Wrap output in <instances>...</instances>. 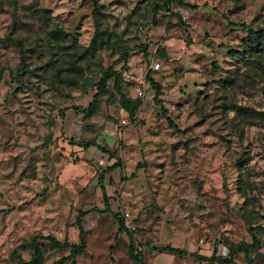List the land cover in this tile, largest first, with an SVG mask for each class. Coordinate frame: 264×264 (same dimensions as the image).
Segmentation results:
<instances>
[{"label": "rangeland", "instance_id": "rangeland-1", "mask_svg": "<svg viewBox=\"0 0 264 264\" xmlns=\"http://www.w3.org/2000/svg\"><path fill=\"white\" fill-rule=\"evenodd\" d=\"M183 1L0 0V264H264V0Z\"/></svg>", "mask_w": 264, "mask_h": 264}, {"label": "trees", "instance_id": "trees-1", "mask_svg": "<svg viewBox=\"0 0 264 264\" xmlns=\"http://www.w3.org/2000/svg\"><path fill=\"white\" fill-rule=\"evenodd\" d=\"M162 3H160L159 5H157L154 9H153V13H154V21L157 19V16L159 13L161 12H170L169 11V7L171 4L176 3L178 6L181 7H189V5H187L186 3H184L183 0H161ZM260 38H264V29L262 30H258L255 33H252V37H250V39L244 41L243 43V50L242 53H239V51H234L231 50L229 51V57H233V58H237V57H241L244 59V61H247V64L249 63L250 59L253 57V48L254 46L260 45ZM20 48L22 49V44H19ZM21 54L23 55V49L21 51ZM249 65V64H248ZM247 66V65H246ZM107 77V75H106ZM232 80H234L233 78H228L227 82H231ZM148 81L149 83L152 85V87L155 89L156 91V101L159 102V96L162 95V87L156 83L151 77L148 76ZM105 83H106V78L104 79V81H102L99 85V91L98 93L95 95L93 102L90 104V106L87 109H83V108H79V107H73V109H75L77 112H82L84 114H90V112L93 110L94 108V104L95 102L98 100L99 98V94L105 89ZM133 104L134 107L137 108L138 107V103H136V100H133ZM129 109V108H128ZM63 112V111H62ZM132 115H134V111L131 112ZM95 146L94 144H87V145H83V147L85 149H88L90 147ZM118 168L117 165L111 167L108 171L112 172L114 170H116ZM100 184L102 187V190L104 192V194L106 195V190L105 187L103 185V178H100ZM107 212L109 211V208L107 209ZM86 214H80L77 224L80 228V241L81 243L78 245H70L68 243H61L59 241H57L56 239L49 237V240L57 247L60 248H69L71 249V257H74L76 255L82 254L85 252V233L82 229L81 226V220L83 217H85ZM114 217L116 218V220L118 221V223L121 225V229L125 230L129 240H130V244H129V257L134 261L135 264H147L142 256V253L139 252L138 247L135 243L134 237L132 235V233L130 231H128L127 229H124V223L122 222L121 218L118 215H114ZM37 240V239H36ZM35 247V254L33 257V261L30 264H35L36 262H38L39 260V255L41 254V250L39 248V246L37 245V243L34 245ZM247 245H241L238 246L232 253V256H236L239 253L242 252H247L245 247ZM249 247V246H247ZM163 252L166 253H170L173 255H176L178 257H186L188 256V253L184 250L181 249H174L172 247H166L164 249H162ZM199 262L201 263H210V264H214L217 263L219 261L218 257L216 255H213L212 257H204V256H194ZM223 262H229L227 260H222ZM61 264V262L59 263Z\"/></svg>", "mask_w": 264, "mask_h": 264}, {"label": "built area", "instance_id": "built-area-1", "mask_svg": "<svg viewBox=\"0 0 264 264\" xmlns=\"http://www.w3.org/2000/svg\"><path fill=\"white\" fill-rule=\"evenodd\" d=\"M160 67H161V65L159 63L153 64L151 66V68L155 71L160 70ZM123 78H124L125 82H128L130 84H137L139 87L138 88V96L140 98H145L146 94L144 91L146 90V87H147V82H146L147 80H146L145 74H141L139 76V75H136L134 72L129 71V72L123 73ZM121 124L125 127L129 125V123L126 119H123Z\"/></svg>", "mask_w": 264, "mask_h": 264}, {"label": "crops", "instance_id": "crops-1", "mask_svg": "<svg viewBox=\"0 0 264 264\" xmlns=\"http://www.w3.org/2000/svg\"><path fill=\"white\" fill-rule=\"evenodd\" d=\"M148 87V86H147ZM147 87H146V89H147ZM163 92V91H162ZM155 100H156V95H155ZM151 102L149 101V103L148 104H150ZM133 144V146H135L134 148H132V149H134V150H139V148H140V145H138L137 143H132Z\"/></svg>", "mask_w": 264, "mask_h": 264}]
</instances>
